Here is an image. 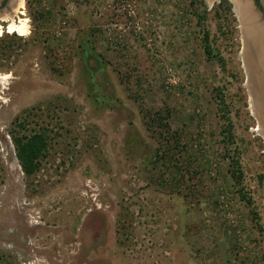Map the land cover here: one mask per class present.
I'll return each instance as SVG.
<instances>
[{"label": "rangeland", "instance_id": "1", "mask_svg": "<svg viewBox=\"0 0 264 264\" xmlns=\"http://www.w3.org/2000/svg\"><path fill=\"white\" fill-rule=\"evenodd\" d=\"M203 1L0 0L27 28L0 35V264H264L244 33L233 0L234 20Z\"/></svg>", "mask_w": 264, "mask_h": 264}, {"label": "trees", "instance_id": "2", "mask_svg": "<svg viewBox=\"0 0 264 264\" xmlns=\"http://www.w3.org/2000/svg\"><path fill=\"white\" fill-rule=\"evenodd\" d=\"M199 1L204 4L203 0L202 1L199 0ZM221 6L223 9L226 8V10L229 12L228 14L229 17H232V19L234 20L231 2L229 0H221V2L218 4V7H221ZM206 10H204V12L201 14L197 13L199 17H202V16L205 17V15L207 14ZM228 15H225V17ZM205 48L206 50L210 51V41H208L207 38L205 39ZM215 90H216L215 98L218 101L217 105L219 109V114L220 116H222V118L228 121L227 125L224 127V130L227 131L226 138L228 137L232 138L233 119H232L229 103H227L225 99V94L223 90H220V89H215ZM167 114L169 113L167 112ZM157 116H158L157 119H161V120L168 119L165 115L161 114V111L157 112ZM167 124H168L167 122L163 123L164 126H167ZM16 141H17V147H18L17 156H18V159L20 160L21 166L24 169L25 173L31 174L39 167L38 159L42 155L43 148H45L46 146L45 137L41 135L40 133H36L32 135L30 138L17 137ZM229 165H230L229 170L231 172V176L237 180H240L241 177H243V169L240 166L239 160L236 158H233V161Z\"/></svg>", "mask_w": 264, "mask_h": 264}, {"label": "water", "instance_id": "3", "mask_svg": "<svg viewBox=\"0 0 264 264\" xmlns=\"http://www.w3.org/2000/svg\"><path fill=\"white\" fill-rule=\"evenodd\" d=\"M209 2H212V0H209ZM259 3L262 6L261 9L259 8V6H256V4H254L253 0H248L250 13L248 12L247 20L242 17H240L239 19L241 23L242 33L245 32V29L243 27L245 26L248 27L249 23L251 25V27H249L248 29L250 30V33L249 35L246 36V39H247L246 41H247V45L251 47L253 57L252 58L249 57L248 60L246 59V57H244V60L246 61V63L247 61H249V63L252 65L250 67L251 73L249 74L245 68L247 86L249 85L250 76H252V81L250 83L251 85L248 86L250 90V94H251V91L255 92L253 88L254 85H256L257 87L259 86L261 87L264 85V32H263L264 30V0H259ZM6 6L10 7V3H8ZM257 32L259 33L260 37L258 36ZM255 94H258L263 102L262 105H259L258 102L257 104L260 106L261 111H262L261 122L264 127V91L263 90L260 91V94L259 92L257 93L255 92Z\"/></svg>", "mask_w": 264, "mask_h": 264}, {"label": "bare ground", "instance_id": "4", "mask_svg": "<svg viewBox=\"0 0 264 264\" xmlns=\"http://www.w3.org/2000/svg\"><path fill=\"white\" fill-rule=\"evenodd\" d=\"M233 1L235 3L236 10L238 11L239 16L242 17V18H245L247 20L248 12L250 11L248 0H233ZM23 6H24L23 0H17V1L15 0V4H14L15 10L19 11V9L23 8ZM20 12H23V11H20ZM0 20L3 21V22L7 21V24H8L7 27H6L2 23H0V35L3 34V32L5 31L6 28L10 32L17 31L20 34H26V32H27L26 23H25L24 20L19 21V22L14 20V19L13 20H7L6 16H3V17L1 16ZM249 27H251L250 23H249L248 27L247 26L243 27L245 29V32H243L244 36H245L244 39H243V42H244L243 57H246L247 60L249 59V57H251V58L253 57V53H252L251 47H249V45H247V41H246L247 40L246 36L249 35V33H250V30H248ZM263 32H264V30H263ZM258 36H259V33H258ZM244 62L246 63L245 60H244ZM247 63H246V66H247V71H248V74H249V73H251L250 72L251 71L250 67L252 65L249 63V61H247ZM9 77L10 76H7V75L3 76V78H5V79L9 78ZM251 81H252V76H250V79H249V86L251 85L250 84ZM253 88H254V91L256 93L259 92V94H260V91H262V90L264 91V85L261 86V87L260 86L257 87L256 85H254ZM255 92L251 91L252 104H253V107L255 108L254 109V114L257 115V117L259 119V122H261V113H262V111H261V108H260L259 105H262L263 102H262L260 96L258 94H255ZM257 102H258L259 105L257 104ZM261 125H259V129L258 130L259 131L261 130V132H264L263 131L264 127H263V125L262 126Z\"/></svg>", "mask_w": 264, "mask_h": 264}, {"label": "flooded vegetation", "instance_id": "5", "mask_svg": "<svg viewBox=\"0 0 264 264\" xmlns=\"http://www.w3.org/2000/svg\"><path fill=\"white\" fill-rule=\"evenodd\" d=\"M254 4H256V6H259L260 9L262 8V6L259 3V0H254Z\"/></svg>", "mask_w": 264, "mask_h": 264}]
</instances>
